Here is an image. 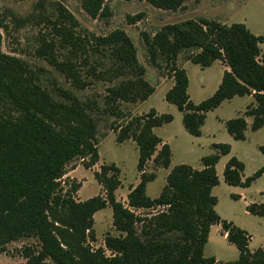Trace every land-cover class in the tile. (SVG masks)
I'll return each mask as SVG.
<instances>
[{
    "label": "trees",
    "instance_id": "obj_1",
    "mask_svg": "<svg viewBox=\"0 0 264 264\" xmlns=\"http://www.w3.org/2000/svg\"><path fill=\"white\" fill-rule=\"evenodd\" d=\"M147 1L159 8L178 9L184 7L186 0ZM82 2L96 15L104 0ZM107 10L105 4L102 13ZM44 18L52 22L48 15ZM202 23L206 28L196 23L190 26L173 24L154 35L145 34L150 61L156 66L166 61L175 79L174 85L166 92V99L183 112L186 130L198 136L208 111L235 95L252 94L256 104L247 107L245 114L253 117L252 130L259 129L264 125V58L260 59L264 34H254L242 22L227 25L203 19ZM53 25L63 43H71L73 54L81 51L88 60L90 50L101 52L109 46L111 54L123 60L122 68L139 75L144 73L133 41L124 30L116 29L102 37L93 35L94 40L82 38L72 31L78 25L76 17L64 7ZM53 47V44H46L42 55L55 59ZM184 49L199 50L191 59L202 66H210L217 59L230 66V70L224 71L216 91L200 103L191 99L188 74L177 63L178 54ZM62 65L63 69L69 65L74 80L82 82L72 63ZM91 69L97 72L96 65ZM8 76L5 55L0 48V252L6 249L8 242L32 236L39 239L40 247H25L26 262L22 264H264V247L252 251L249 232L222 219L215 209L218 199L212 189L219 183L216 164L222 154L230 152L229 143H214L218 152L202 157L203 168L187 163L175 165L160 194L151 197L147 194V183L155 178V174L145 171L146 163L155 155L154 161L167 167L171 158L169 143H162L154 128L174 119L171 113L158 114L151 109L132 117L126 125H120L117 139L132 138L139 147L141 179L128 193L129 205L144 208L166 206L167 209L142 217L119 201L115 190L121 184L117 177L120 169L115 164L102 165L104 173L108 169L115 172L113 177L107 178L106 197L96 195L76 201L72 194L62 193L60 180L66 165L83 154L91 138L96 140V123L87 113L91 106L72 94L70 104L63 103L41 89L35 94L44 99L40 101V97L35 96L31 100L27 93L13 86ZM153 92L154 88L139 77L125 87L111 89L108 102L145 100ZM45 104L56 108L63 119L53 118L46 111ZM226 127L235 139H245V116L228 119ZM160 143L162 146L155 154ZM92 153L98 157L96 146ZM244 168V162L232 156L223 171L225 181L247 187L264 172L262 166L253 175L243 178ZM107 204L113 209L115 227L126 233L106 236V247L116 254L107 256L103 248L96 252L75 251L65 240L66 233L72 232L70 234L80 243L87 231L90 238L95 239L94 213ZM185 208L196 215L195 222L188 219ZM247 210L264 215V202H253ZM57 222L68 227V230L64 229L65 235L59 236ZM137 223H142L140 230ZM215 223H221L227 239L239 249L237 259L220 263L214 256L204 255L211 225Z\"/></svg>",
    "mask_w": 264,
    "mask_h": 264
},
{
    "label": "rangeland",
    "instance_id": "obj_2",
    "mask_svg": "<svg viewBox=\"0 0 264 264\" xmlns=\"http://www.w3.org/2000/svg\"><path fill=\"white\" fill-rule=\"evenodd\" d=\"M105 4L108 5V10L102 13ZM63 7L76 17L78 25L72 31L82 38L94 40L93 35L102 37L116 29L124 30L133 41L138 61L144 66V73L139 75L122 68L123 60L113 56L109 46L104 47L101 52L90 50L88 60H85L81 51L73 54L71 43H63L53 25ZM46 15L50 17L51 23L45 20ZM203 19L227 25L242 22L251 32L261 35L264 34V0H186L184 7L178 9L159 8L147 0H104L96 15L84 6L82 0H0V48L5 55L9 81L17 90L27 93L26 96L31 100L35 96L40 97V101L44 99L42 95L35 94L37 89H41L50 92L63 103L70 104L72 94L80 102L91 106L87 113L95 120L96 140L91 138L83 154L66 165L60 180L63 194H72L76 201L96 195L106 197L107 178L113 177L115 172L108 169L104 173L102 165L115 164L120 169L117 177L121 184L115 190L119 201L142 217L166 210V206L144 208L129 205L128 193L141 179L142 171L138 169L139 147L134 139L119 141L117 135L120 125H126L132 117L148 113L151 109H155L158 114L171 113L174 116L171 122L154 128L162 138V143L167 142L171 147L170 163L167 167L157 164L154 161L155 155L148 160L145 171L154 173L155 178L148 181L147 194L151 197L160 194L175 165L187 163L201 168L203 156L218 152L214 143H229L230 152L222 154L216 164L219 183L212 189L218 199L215 209L222 219L232 221L249 232V247L253 251L264 247V215L251 213L247 207L253 202H264V173L250 186L242 187L227 183L223 171L232 156L244 162L245 177L253 175L264 166V127L260 130H252L250 127L247 137L238 140L228 132L225 123L228 119L245 116L247 107L256 104L255 97L251 95L248 100L246 95H236L231 100L222 101L218 107L207 112L202 133L193 135L184 127L183 112L165 97L175 83L170 67L166 61H161L158 66L152 64L147 51L145 34L154 35L165 26L173 24L190 26L196 23L206 28L202 23ZM46 44L54 45L55 59L42 55ZM260 47V59H263L264 42L260 43ZM197 52V49L182 50L178 54L177 63L188 74V93L191 99L200 103L216 91L221 83L223 66L229 65L226 61L217 59L210 66H202L191 59ZM66 62L72 63L82 82L74 80L69 65L62 68V64ZM92 65H96V73L91 69ZM139 77H143L154 88L147 99L135 102L116 100L112 104L111 101L108 102L111 89L125 87L129 81ZM140 87L141 85L139 89L142 91ZM45 106L53 118L63 119L62 113L56 108L47 104ZM94 146L97 147L98 157L92 153ZM161 146V143L157 146L155 154ZM235 194L241 195L235 198ZM185 210L188 219L195 222L196 215L191 209ZM56 224L60 226L57 232L62 236L64 229L68 230V227L59 222ZM141 225L142 223H137L139 230ZM93 227L95 239L90 238L87 231L80 243L68 231L65 240L77 252H96L103 248L105 255H115L116 252L105 245L106 236H123L126 233L115 227L110 204L94 213ZM28 246L39 248V239L22 236L8 242L6 249L0 252V264L26 262L24 248ZM204 255L214 256L220 263L238 258L239 249L224 236L221 223L212 225Z\"/></svg>",
    "mask_w": 264,
    "mask_h": 264
},
{
    "label": "crops",
    "instance_id": "obj_3",
    "mask_svg": "<svg viewBox=\"0 0 264 264\" xmlns=\"http://www.w3.org/2000/svg\"><path fill=\"white\" fill-rule=\"evenodd\" d=\"M214 62H216V61H214ZM213 62V63H214ZM225 70H230V67L229 66H227V65H225V66H223V71H222V76H223V74H224V71ZM221 80H222V78H221ZM221 82V81H220ZM220 84V83H219ZM252 94H246V96H248V100H250V97L249 96H251ZM236 96V95H235ZM234 96V97H235ZM240 96H242V95H240ZM234 97H232V98H230V99H226V100H231V99H233ZM242 114H243V111H242ZM245 118H246V121H247V128H246V130H245V136L247 137V131H248V129L251 127V125H252V122H253V117L252 116H248V115H245ZM205 121V120H204ZM227 121V120H226ZM226 123V122H225ZM204 124V123H203ZM203 124H202V126H203ZM202 126H201V133H202ZM264 127V125L262 126V127H260L259 129H257V130H260V129H262ZM252 129V128H251ZM245 137V138H246ZM240 140V139H239ZM243 140V139H242ZM201 168H203V167H201ZM264 173V172H263ZM243 178H245V175H244V177ZM239 195H241V194H239ZM213 225V224H212ZM212 225H211V227H212ZM211 229V228H210ZM210 233V232H209ZM224 236H226L227 237V234L225 233V231H224ZM208 239H209V237H208ZM218 260V259H217Z\"/></svg>",
    "mask_w": 264,
    "mask_h": 264
}]
</instances>
